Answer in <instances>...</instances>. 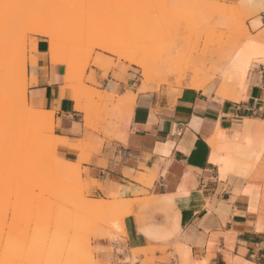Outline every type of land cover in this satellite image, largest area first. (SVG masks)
Returning <instances> with one entry per match:
<instances>
[{
  "label": "crops",
  "instance_id": "0c3cea01",
  "mask_svg": "<svg viewBox=\"0 0 264 264\" xmlns=\"http://www.w3.org/2000/svg\"><path fill=\"white\" fill-rule=\"evenodd\" d=\"M47 48L46 40L38 39L40 57ZM262 73L264 64L253 65L247 91L235 102L220 100L219 88L215 96L208 85L203 92L183 89L176 95L164 88L140 92L128 72L124 92L117 94L103 84L100 91L112 96L118 109L95 131L86 126L85 113L74 110L70 92L61 98L57 87L62 83L54 82L53 76L63 81L64 66L57 65L54 73L48 59L45 74L38 59L36 83L29 84L27 98L32 105L35 100V108L54 113V136L79 144L80 150L59 148L57 154L71 164L83 158L80 172L87 177L89 199L119 193L124 200H156L151 206H135L124 218L125 244L113 251L119 264H264L263 134L252 130L251 155L247 152L248 158L234 170H223L217 160L223 154L215 152L219 144L245 145V120H264ZM124 98H134V103L123 108ZM86 144L90 150L82 152ZM157 199L166 203L163 209L156 207ZM142 224L147 226L140 229ZM146 247L162 250L148 254L152 262L142 253L134 260L131 251Z\"/></svg>",
  "mask_w": 264,
  "mask_h": 264
},
{
  "label": "rangeland",
  "instance_id": "374dc122",
  "mask_svg": "<svg viewBox=\"0 0 264 264\" xmlns=\"http://www.w3.org/2000/svg\"><path fill=\"white\" fill-rule=\"evenodd\" d=\"M162 1L164 0H126L121 9H114L111 14L108 13L109 15H106L97 9V5L102 4L104 0H27L22 2V8L6 7L7 9H4L5 7H0V14L3 15V19L8 23L16 22L20 17L29 18L25 27L29 32L37 30V32L34 33L36 36H42L45 31L50 30L49 25L43 20V16L45 15L56 17L72 25L71 28L61 29L57 32V38L72 42L71 49L68 52H62L60 49L61 46L57 45V59L67 60V64L64 65V77L65 70L70 67L73 75L70 76V81L72 82L71 86L76 85L77 87H85L87 93L84 92L85 94H75V96H73L74 91L67 89L64 91V95L61 98L67 97L68 92H70L71 97L81 107V111L86 115L85 118L88 119L86 126L97 131L101 123L106 122V119L114 118L118 105L113 104L114 98L112 96L108 95L106 92L100 91L104 88V85L101 86V81L104 79L102 78L103 73L98 71L93 74L91 68L85 67L87 59L85 58L82 61L78 55V51L81 47L90 48L92 45H96L98 41L96 37L104 38L116 36L118 38L122 37L126 41L128 40V43L126 42L125 45H123L124 48L123 46L117 48L116 51L117 53L119 52L118 54L120 56L126 51L129 55L134 54L137 57L149 52L151 53V51H153L155 55L161 48H166L164 46L169 42V39L171 42V38L176 36L175 32L161 31V23L166 22L170 25L176 20H182L184 22V27L180 34L185 37V47L179 46L176 52H180L182 56L186 55L182 60L183 64L185 62L184 59H189L190 56L195 60H200L201 58L199 62L194 59L191 61L192 58L190 61L192 63L195 61L201 66L200 69L203 77L205 76L204 79L209 81L208 87L216 96L215 92L220 84L219 69L223 63L221 56H224V53L240 43L239 37L234 31L232 18L234 15L241 14L245 9L240 8L239 10L238 8L235 10V3L225 0H212L220 4L223 2L229 5L231 4V6L233 5L231 9H234L230 11L232 13H229L230 15L228 16L227 14L215 15L210 19H205L197 17L196 12L189 8H183L184 11L166 10ZM115 2L116 0H107L110 7H112ZM166 12L168 14H166ZM135 16L139 20L136 19L135 21L133 18ZM89 21L92 25L91 38L89 39L85 36L82 40L77 29L82 24L87 25ZM209 21H211V23H209ZM147 24H151V26L156 25L154 34L149 38L147 43L145 42L141 45L134 44L130 36L131 31H133L136 26ZM9 37L11 39H9ZM9 37H5V40L0 39V56L6 57L12 68L10 86L4 96L0 98V109L2 108L3 102L10 103L8 112L5 114L8 119L7 124H5L6 128H4V130L0 127V196H5L6 198L5 200H0V250L4 247H14L10 255L18 257L16 264H26L25 262L29 264L31 261L42 262V260L43 262L48 260L47 262L49 263L50 260H52L51 257H54L60 250H48L47 248L44 250V248L35 243L39 242L47 245L49 240L61 239V241L67 240L69 242H67L66 246H72L79 250L75 254L70 255L64 262L72 260L74 263L77 261L78 263H83L84 261L83 264H89L90 262V264H93L94 261L100 259L104 260L106 264H119L120 262L113 255V251L114 246L125 244L126 233L124 218L133 214L135 206L139 208H143L146 205L151 206L156 200L146 196L142 199L135 197L133 200H124L121 195L117 193V195L108 196L104 199L108 203L115 204V211L113 214L98 216L88 211L85 203L87 200H91L89 199L88 186L86 183L81 182L80 171L73 173L68 167V165L72 164L59 159L57 150L66 147H57L59 143L57 139L60 138L54 136V123L49 130L45 132L43 129L44 127H39L37 124H33L34 122L31 123V121H28L29 117L26 119L23 111H21L22 114L16 111V108L21 106V104L24 106L25 100L26 110L38 109L33 107L29 102L27 91L25 93L23 92L24 88H28L32 81V74H34L32 66L34 64L37 66L38 59L33 57L31 50L35 47L34 44H38V39L33 36L27 41L29 51L25 60V43L22 45V50L12 52L11 47L14 45L11 44H13L15 34L9 35ZM47 42H49V40H46V43ZM127 45L130 47H127ZM47 46L50 47L51 45L47 43ZM132 46L135 48H132ZM170 48L171 47H167L166 49L168 50ZM181 48H184V50H182L183 52H181ZM36 49L38 51V47ZM112 56L113 55L108 54L101 57V59L106 62L107 66H111ZM178 58L180 57L177 56V59ZM49 59L50 62H52L51 53L49 54ZM94 59L96 58L93 57V60ZM117 61L120 63L118 67H116V71L118 70L120 73L131 72V77L133 78L132 83L136 84L138 86L137 91L141 92L142 79L140 77V72H132L129 70L126 67L127 63L122 61V59ZM185 63L188 64V61ZM29 69L32 70L30 82H28L27 77ZM256 69L257 67L254 68V70ZM81 70L83 73H81ZM24 76L27 80L25 83ZM93 81H95V85H93ZM234 86L235 85H231L232 88L230 87L232 93L237 91V87ZM151 87L153 89L149 87L148 91L158 90L155 86ZM160 88H164L174 95L185 89L184 87H168L164 85H161L159 89ZM91 91H95L97 94L91 96ZM125 103L126 100L124 98L122 100L123 108L125 107ZM52 116L54 119L53 112ZM47 117H51V114H48ZM45 118L46 116L44 119ZM3 131H7L6 139L1 136ZM40 132L45 133L35 136L38 135L36 133L40 134ZM9 141L10 143L12 142L11 144L19 141L22 142V152L20 151L21 153H19L18 156L11 157L12 155L9 154L11 145ZM6 146L8 149L4 150ZM88 150H90V146L87 144L83 145L82 152ZM7 154L13 160L7 157ZM52 157L54 160L53 165ZM29 164L31 165L29 166ZM63 170L66 174L61 177L63 179H59L60 176H58V174L63 172ZM19 171L22 173V182L18 180L10 182L9 180L11 177ZM55 178L58 179V181H64L62 184H57L55 181L53 183L52 181L56 180ZM19 184H21L22 187ZM17 188L20 190L19 193L17 192ZM157 200L159 202L156 204V207L158 209H163L166 203L160 201L161 199ZM136 216L140 217L139 214ZM144 226L147 225L142 224L140 229ZM156 250L161 251L162 249L146 247L133 250L131 254L138 251L137 254L142 253L148 256L149 253L152 254L153 251ZM44 251L47 253H44ZM89 257L91 258L89 259ZM148 258H146L147 261L150 260L152 262L154 260L153 258ZM27 259H29V261Z\"/></svg>",
  "mask_w": 264,
  "mask_h": 264
},
{
  "label": "bare ground",
  "instance_id": "6f19581e",
  "mask_svg": "<svg viewBox=\"0 0 264 264\" xmlns=\"http://www.w3.org/2000/svg\"><path fill=\"white\" fill-rule=\"evenodd\" d=\"M25 1H27V0H0V7H5L4 9L13 8V7L14 8H22V2H25ZM125 1L126 0H124V1L123 0H116L114 5L112 7H110L109 6L110 4L107 3V0H104V2L102 4L97 5V9L100 10L103 14L109 15L108 13L111 14L112 10L121 9L122 6L125 4ZM164 1H162V2H163V6L166 10H170V11L171 10H174V11H182L183 10L184 11L183 8H189V9H193L196 12L197 17H202L205 19H210L215 15H226L227 14V16H228L232 13V12H230L231 10H233L234 8H235V10L238 8L240 10V8H242L240 6L242 4L246 3V0H239V2L236 3L234 8L231 9V7L233 6V5L231 6V4L230 5L227 4V5H229V7L224 8V7H220V6L225 5L226 3L223 2L220 4L217 2H213L212 0H166L165 2ZM141 5H142V1H141ZM166 14H168V13L166 12ZM133 18L135 21H136V19L139 20L138 18H136V16ZM147 25H149V26H147ZM147 25L136 26L138 28L134 27L135 29L133 31H131L130 36H131L134 44L141 45L145 42L147 43L149 41V38L154 34V32L156 30L155 29L156 25L155 26H153V25L151 26V24H147ZM36 32H37V30L31 31V33H36ZM12 34H15V38H14L13 44H11V45H14L11 47V51L15 52L17 50H22V47H23L22 45L25 43V41L23 39L22 34L16 33L15 22H13V23L6 22L3 19V15L0 14V39L5 40L6 38L9 37V35L11 36ZM176 36L173 37L174 39L171 38V40H172L171 42L169 39L168 43L171 46L168 43L165 44L164 47H166V48L171 47L168 50L163 47L164 49L159 48L160 50H158L155 53V55L153 54V51H151V53L149 52V53L142 55L140 57H137L134 54H130L127 56V59L125 61L126 63H131V59L133 56H135L139 62L138 67H139L140 77L142 79V85H141L142 86V89H141L142 92H147L149 87L151 89H153L151 86H155L158 89L161 85L168 86V87H170V86L184 87L185 89H191V90H195L197 92L198 91L203 92L204 89L206 88V86L209 84V81L204 79L205 76L203 77V74H202L201 69H200L201 66L197 63V62L201 61V58H200V60H195L194 58H192L190 56L189 59H187V58L184 59L185 62L188 61V64L185 62L183 64L182 60H183L184 56L186 57V55L182 56V54H180V52L177 53L176 51H177L179 46L185 47V39H184L185 37H183V35H181V34H179V36H177V37ZM175 37H176V39H175ZM96 38H98V41L96 43L97 46H99L101 49H107L108 54L115 55L117 60L122 59V56H120L118 54L119 52L117 53L116 50H117V48L125 45V43L128 40L126 41L124 38H122V37L118 38L116 36H114V37L108 36V37H104V38L96 37ZM9 39H11V38L9 37ZM173 40H174V43H173ZM10 42H12V41H10ZM182 42H184V43H182ZM47 43H49L51 45V40L49 39V42H47ZM172 44H173V46H172ZM34 45H35V48L38 47V44H34ZM57 45L61 46L60 49L62 52H68L71 49L72 42L57 38ZM136 45H135V47H136ZM127 47H130V46L127 45ZM133 47L134 46H132V48ZM123 48H124V46H123ZM241 49H242V45H241V43H239V44L235 45V47L231 48L226 53H224L223 54L224 56H221L223 63L221 65V68L219 69L220 86H219V89L217 91V98H219L220 100H233L235 102H238L239 100L243 99V95L247 91V79H248V76L250 74L251 68L253 67V65L260 63V60L262 58V52H261L260 48L250 47L247 49H243V51ZM182 50H184V48L183 49L181 48V52H183ZM162 52H166L167 54L162 55ZM175 54H177V55H175ZM237 54H239V55L237 56ZM177 56L180 58L177 59ZM190 59H191V61L194 59L197 62L194 61V63H192L190 61ZM60 60H63L64 63H60V64H58V66H64L65 64H67V60H65V59H60ZM101 60H102L103 66H105V67L109 66V65L107 66L106 62H104L103 59H101ZM180 61H182V62H180ZM189 62H191V63H189ZM108 63H109V61H108ZM201 63H203V62H201ZM51 64H52V62H51ZM136 66L137 65H134V67H136ZM203 66H204V64H203ZM36 67L35 68L33 67V70H35ZM245 67L247 68L246 71L244 70ZM72 70H73V68H72ZM81 73H83L82 70H81ZM71 75H72V71H71L70 67H68L65 70L64 82L62 83L61 86L57 87V89L59 91L61 89H64V91L67 89H71L72 91H74L73 96H75V94H83L84 92L87 93L86 92L87 89L85 87H83V88L80 86L77 87L76 85L71 86V84H72V82L70 81ZM26 81H27L26 77L24 76V83ZM35 81L36 80H35L34 74H32V81L30 82V84L36 83ZM231 85H235L237 87V92L235 91L236 93L231 92V90H230ZM25 88L27 89V87H25ZM5 92L0 93V98H2L4 96ZM23 92L25 93L24 90H23ZM94 94L96 95L97 93L95 91H91L90 95L94 96ZM133 101H134V98L126 101L125 105L130 106L134 103ZM9 105H10V103H4L3 102L2 108L0 109L1 110L0 111V127H2L3 129L6 128L5 124H7V122H8V119L6 118L5 114L8 112ZM23 105L24 106H22V104H21V106H18L16 108V111L17 112L23 111L24 117H26V119H27V117H29L31 119L30 120L28 118V121H31V123L34 122L33 124H37V126H39V127L40 126L42 128L44 127L43 129L45 130V132H47V130H49L51 125L54 123V119L52 118L53 117L52 112L51 111L45 112V111L36 110V109L26 110L25 109V103ZM74 110L81 111V107L77 104V102H75V104H74ZM25 111H27V112H25ZM20 114H22V112ZM48 114L49 115L51 114V117H47ZM45 116H46V118L44 119ZM87 123H88V119L85 118V124H87ZM245 123L246 124L243 125V131L241 133L242 134V140H244L246 143V144L244 143L245 145H240L237 142L233 141L234 144L233 143H230L229 145H227L228 143L227 144L224 143L222 145L219 144V146L217 147V149L215 151L216 154H223L222 158L217 157V160H219V162L222 163L223 170L228 169V168H230V170H232V169L234 170L235 167L237 166V164L241 163V161L245 157L249 156V154L251 155V153L249 151L252 152V148H253L254 144H253V141L249 140L250 137L248 138V135L252 132V130H255L256 132L260 133L258 136H261L263 134L262 136L264 137V120L263 121L245 120ZM15 132H17V131H15ZM45 132H42V133L44 134ZM42 133L41 132H40V134L36 133L38 135H35V136H39ZM251 135H252V133H251ZM1 136L4 139H6L7 131H3ZM218 136H221V134ZM257 139L259 141L258 137H257ZM57 140L59 142L57 147L79 149V147H78L79 144L73 145L70 142H68V140H66V139H57ZM221 140H220V142H221ZM242 140H241V142H242ZM10 141H9V143H10ZM258 141H255V142H258ZM263 141H264V139H263ZM9 143H8V145H9ZM23 144H25V143H23ZM3 146H5V145H3ZM262 147L264 148V144L262 145ZM6 149H8L7 146L5 147L4 150H6ZM23 149H24V147H23ZM20 151L22 152V142L19 141V142H16V143L10 145L9 154L12 155L11 157H16V155L18 156L19 153H21ZM247 152H249V154H247ZM7 157H9V155ZM11 160H13V159H11ZM32 161H33V159H32ZM53 161L54 160L52 157V162ZM8 163H10V162H8ZM53 164H54V162L52 163V165ZM30 165L31 164H29V166ZM55 169H58V168H55ZM65 174L66 173L64 172V170H63V172H60L58 174V176H60L59 179H63L61 177H63ZM14 180H18V181L22 182V173H20V171L18 173H16L14 176H12L9 181L15 182ZM26 180H27V178H26ZM54 181L57 184H62L64 180L58 181V179H56V180H53L52 182L54 183ZM19 185H21V184H19ZM21 187H22V185H21ZM21 187H19V188H21ZM19 188H17L18 193L20 192ZM5 199H6L5 196H0V200H5ZM85 203H86V208L88 209V211L94 215L105 216V215L113 214V212L115 211V209H114L115 204L114 203H108L107 201H105L103 199L87 200ZM111 210H113V211H111ZM45 242H47V241H45ZM67 242H68L67 240L61 241V239H52V240H49V243H47V245L45 243H39V242L35 243L36 245L44 248V250H45V248H47L48 250L57 249V250H60V252L57 253L54 257H51L52 260H50L49 263L47 262L48 258L46 257L47 261H45V262H43V260H42V262L31 261L29 264H83L84 261H83V263L82 262L78 263V261L74 263V261H72V260L64 262V260L67 259L70 255L75 254L76 252L79 251L75 247L66 246ZM13 249H14V247H12V248L4 247L2 250H0V264H16L18 257L10 255V252H12ZM24 250H25V248H24ZM16 251H17V249H16ZM45 252L46 251H44V253ZM137 253H138V251L132 253L133 259L138 255ZM139 255H141V254H139ZM38 256L41 257L40 255H38ZM43 256H45V255H43ZM145 257L148 258V256H145ZM33 258H34V256H33ZM90 258L91 257H89V259ZM29 259H27V260L29 261ZM146 261H147V259H146ZM25 263L27 264L28 262H25ZM93 264H94V262H93Z\"/></svg>",
  "mask_w": 264,
  "mask_h": 264
},
{
  "label": "snow or ice",
  "instance_id": "6c2138e0",
  "mask_svg": "<svg viewBox=\"0 0 264 264\" xmlns=\"http://www.w3.org/2000/svg\"><path fill=\"white\" fill-rule=\"evenodd\" d=\"M43 7H50V6H43ZM135 7V6H131ZM220 7L227 8L229 5L225 4ZM240 7L245 9L241 14L234 15L232 18L234 31L239 37V42L242 45V51L243 49L247 48H260L262 52V58L260 60V63L264 64V0H246L245 4H242ZM43 20L46 24L49 25L50 30L45 31L42 36H36L34 33L29 32L25 25L28 23L29 18L27 17H20L15 22V31L17 34H22L23 39L25 41V60L28 55V47H27V41L35 36L36 39H44V40H51V46L48 47L45 51L42 57L39 56V53L35 47L32 48V55L35 59H42L44 68H45V74H47V68H48V59L49 54L52 55V67L54 70V73L56 71L57 65L60 63H64L63 60L57 59V32L61 29H68L71 28L72 25L68 24L65 21H62L56 17H50V16H43ZM211 23V21H209ZM184 27V22L182 20H176L172 22L170 25L166 22L161 23L160 30L161 31H168V32H175L177 36H179L181 30ZM259 28V31H256V29ZM80 35V38L83 40L85 36H87L89 39L91 38L92 34V25L89 21L87 25H80L77 29ZM167 54L166 52H162V55ZM78 55L80 59L83 61L85 58L87 59V63L85 65L86 68H91L93 74L97 73L98 71L103 73L104 79L101 81V86L104 83H107L108 88L115 90L117 94L119 92H124L128 85V75L127 73H120L116 71V67L119 65V61L116 60L115 55L112 56V65L105 67L102 64L101 57L108 55L107 49H101L97 45H92L89 47H81L78 51ZM129 53L126 51L122 55V61H126L127 56ZM239 54H237L238 56ZM93 57L96 59L93 60ZM138 60L135 56L132 57L131 63H127L126 67L131 70L132 72H139L138 67ZM134 65H137L136 67H133ZM33 67L35 68L36 65L34 64ZM245 71L247 68L245 67ZM87 74V73H85ZM264 74V73H262ZM11 75H12V69L10 62L8 59L4 56H0V93L5 92L8 90L10 83H11ZM54 82L62 83L63 81L59 80V77L53 76ZM93 85H95V81L92 82ZM135 89H133L134 91ZM24 91L26 92L27 89L25 88ZM61 94L64 95V89H61ZM25 106H26V100H25ZM36 106L35 100L33 101V107ZM89 164H91V159H89ZM83 164V158L81 161H77L75 164L68 165V167L73 171V173L78 172L82 167ZM81 182L87 183V177L83 176L81 174ZM251 211V209H249ZM7 215V213H6ZM94 264H106L104 260H96L94 261ZM198 264H208L207 261H201L198 262Z\"/></svg>",
  "mask_w": 264,
  "mask_h": 264
}]
</instances>
